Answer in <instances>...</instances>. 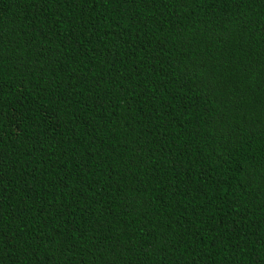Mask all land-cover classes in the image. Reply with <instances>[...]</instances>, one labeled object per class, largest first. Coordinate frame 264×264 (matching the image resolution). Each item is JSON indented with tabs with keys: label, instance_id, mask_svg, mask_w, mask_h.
<instances>
[{
	"label": "trees",
	"instance_id": "trees-1",
	"mask_svg": "<svg viewBox=\"0 0 264 264\" xmlns=\"http://www.w3.org/2000/svg\"><path fill=\"white\" fill-rule=\"evenodd\" d=\"M0 264H264V0H0Z\"/></svg>",
	"mask_w": 264,
	"mask_h": 264
}]
</instances>
